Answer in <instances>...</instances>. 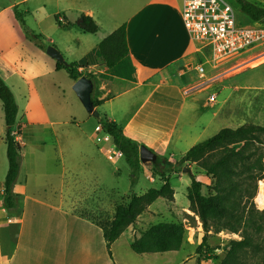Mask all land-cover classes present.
<instances>
[{"label": "rangeland", "instance_id": "1", "mask_svg": "<svg viewBox=\"0 0 264 264\" xmlns=\"http://www.w3.org/2000/svg\"><path fill=\"white\" fill-rule=\"evenodd\" d=\"M225 1L232 6L238 24L248 25L251 22L234 0ZM135 3L136 0H127L125 9L124 0H0V79L11 89L17 104L13 130H16V123H21L23 128L19 133L26 144L20 148L19 154V162L22 161L21 175L29 172L32 174L28 177L31 183L39 181L41 184L34 192L38 202H25L27 220L31 218L30 212L35 210L34 221L30 219L26 227L50 229L46 236L54 240L51 259L55 264H64L66 260L68 264H86L83 258L87 257L88 251L91 254L89 264H220L228 250L229 241L240 240V233L217 232L209 228L206 246L198 250L203 229L199 217L189 209L187 189L193 176L202 183V194L208 195L211 180L194 163H184L181 167L175 164L194 144L212 137L222 128H236L244 124L264 128V57H251L250 53L215 69L203 63L204 77H199L193 68L202 63L209 53L201 43L192 40L193 50H197L185 62H191L194 67H184L185 62L182 60L173 64L169 71L176 74L188 71L186 86L202 91L206 99L213 95L215 102H207L204 107L196 104L180 105L183 108H180L177 121L162 122L166 128H174V140L181 132L177 145L170 147L165 155H158L155 165L140 162L139 169L133 170L123 160L109 136L101 131L98 119L108 116V112L112 111L119 122L124 118L123 109L127 108L130 113L139 108L150 89L135 88L110 103L94 107L99 117H93L73 91L72 80L67 73L64 70H52L51 62L54 59L47 55L46 49H57L68 64L84 60V66L85 60L92 58L93 46L102 39L107 29L101 26L95 34L85 33L75 25L80 16L86 10H92L97 17L105 13L112 19H121L126 14L128 17ZM56 10L60 12L61 23L72 25L60 28L52 15ZM16 14H19V18ZM33 36L39 37L43 48L38 46ZM256 61H262L260 66L252 67L251 64ZM82 75L92 76L95 88L105 79L95 68L85 69ZM165 75L155 76L156 81ZM176 85L164 89L174 104L188 102L190 98H184ZM118 88L125 89L124 86ZM162 91L152 96V101ZM115 94L112 91L105 99ZM57 102L68 108L67 115L60 114L54 107ZM149 105L142 109L141 115H149ZM177 105L173 107L174 114L177 113ZM213 113H217L216 117ZM197 115H203L206 123L193 125ZM5 130L0 105V182L5 177L7 163ZM54 131L56 136L52 135ZM257 145L263 153L264 164V134ZM97 148H102L108 158L98 154ZM185 169H189L190 173ZM75 174L85 182L83 186L75 183ZM165 179L172 188V199L159 198L149 205L135 223L111 243L110 255L99 227L92 225L88 231L82 228L86 224H80L76 218H72L77 212L102 221L110 219L116 206L126 203L132 195H142L149 189L161 188ZM260 182L264 183V179L256 182V193ZM251 184L253 187L254 183ZM255 196L252 202L256 210L264 212L256 204ZM80 199H87L83 203L84 209L74 210L72 201ZM18 204L23 207L22 199L18 200ZM40 207L46 209L42 212L43 216H40ZM78 207L81 208L80 205ZM161 223L176 224L183 228L180 250L145 254L131 251L130 243L135 237ZM4 231L3 261L17 238L14 228H10L9 233H6V229ZM253 232L255 242L259 243L258 248L238 253L237 264H263L264 233L254 235ZM29 235L33 236L31 233L26 234ZM34 236L37 239L40 237L38 232ZM84 236L88 237L87 244Z\"/></svg>", "mask_w": 264, "mask_h": 264}, {"label": "trees", "instance_id": "2", "mask_svg": "<svg viewBox=\"0 0 264 264\" xmlns=\"http://www.w3.org/2000/svg\"><path fill=\"white\" fill-rule=\"evenodd\" d=\"M239 10L251 22L264 23V5L256 0H234ZM19 18V14H16ZM54 21L59 27L71 26V23H61L57 16ZM83 32L95 34L98 26L87 16H80L76 23ZM40 48L38 36H33ZM91 54L98 58L105 66L110 76L129 80L134 68L131 64L126 44L125 26L122 24L111 34L102 39ZM86 61V60H85ZM84 60L79 64L64 65L56 62V70H64L72 81L82 76L78 68L82 67ZM87 61L84 65H86ZM184 67L191 69L194 64L185 62ZM87 68V65L85 66ZM95 85L94 78L86 75ZM91 100L94 107L99 101ZM0 104L5 123V155L7 170L2 184V203L10 217H14L17 208L13 184L19 171L20 146L15 142L13 133L17 116V104L10 88L0 79ZM101 131L107 134L122 156L123 160L133 169L138 170L139 144L126 137L122 128L113 121L99 118ZM264 128L244 124L236 128H222L212 137L203 140L188 149L176 162L177 167L184 163H194L205 176L210 178L209 194H202V183L191 176L187 189L189 209L200 219L203 237L201 247L206 246L209 228L215 231H228L240 233V240H231L228 250L220 264H237L238 253L258 248L253 235L264 233V212L256 210L252 199L256 194V182L264 179L263 153L258 147L260 136ZM160 176H163L160 173ZM254 183L253 187L252 184ZM173 191L168 181L159 189H149L142 195H132L126 203L116 206L112 217L100 220L97 217H87L88 220L99 227L110 255L109 247L127 228L133 225L137 217L142 214L155 200L159 198L172 199ZM98 215V214H97ZM184 230L176 224H157L145 230L139 237L130 243V249L135 254L174 252L181 248ZM264 264V262H263Z\"/></svg>", "mask_w": 264, "mask_h": 264}, {"label": "crops", "instance_id": "3", "mask_svg": "<svg viewBox=\"0 0 264 264\" xmlns=\"http://www.w3.org/2000/svg\"><path fill=\"white\" fill-rule=\"evenodd\" d=\"M182 5L183 0H136L134 10L128 15V17L126 14L121 19H112L109 17V14L105 13L101 15V17H97L92 10H86L84 14L81 15L92 18V20L98 26V31L101 29V26H106L107 32L102 37V39L111 34L119 26L124 24L128 54L131 64L134 68V72L131 74L129 80L110 76L105 71V66L98 58L94 57L93 55L91 60H86L87 68L85 67L86 65L82 67H84L86 70L95 68L97 73L105 76V79L98 83L97 88H95L94 85L93 91L91 93L93 99L99 101V106L108 102L110 103L111 100L118 98L123 94H126L127 91H131L135 88L150 89L149 95L145 97V100L142 102L139 108H136L130 113H128L127 108L123 109L122 116L124 118L120 119L119 122L117 120L118 118H116L112 111L108 112V116L104 115L103 117L118 124L122 128V131L126 137L134 140L139 145L146 146L157 155H165L166 151L170 147L173 148L174 145H177L181 138L180 132L174 140V128H166L162 122L177 121L180 108H183L180 105L196 104L200 107H204L207 104V99L204 97L202 91L197 90L194 87H189L194 89L190 91L188 95H184V90L188 88L186 86L187 80L189 79L186 77V72L188 71L178 74L169 71V68L173 64L182 60L185 62L187 57L197 50H193V42L184 26L181 17ZM124 8L127 9V0H124ZM52 15L53 19L54 16H57L59 20L61 19L60 12H58V10L52 12ZM99 42H97V44ZM96 45L93 46V48L96 47ZM56 62L57 61L55 60L51 62L52 70L60 71L56 70L55 68ZM75 63L79 64L78 62ZM190 71L191 70H189V72ZM164 73L167 75L156 81L155 76H159L160 74ZM175 78H178L177 82H174ZM74 82L75 81H72V85ZM175 83H177V90L184 96V98H190L188 99L189 103L182 102V104L177 105L174 104L173 99L169 97L168 91L164 88L173 87L175 86ZM120 86H124L125 89L118 90L120 89L118 88ZM127 86H129L128 89ZM149 86L150 88H148ZM163 89L165 91H162ZM159 90H161L162 93L159 92L158 97L152 101V96L156 95ZM112 91L116 94L111 98L105 99L106 96ZM150 102H152V105H149ZM148 105L149 108L147 112L149 115H141L142 109ZM174 105L179 106L177 107V113L175 114L173 110ZM54 107L59 110L60 114L67 115L68 108L64 104L57 102ZM216 115L217 113H213V116L216 117ZM198 122L204 124L206 123V118L203 115H197L196 120L193 121V125ZM16 127L18 128V135H20L19 133L22 132L23 129L22 124L16 123ZM52 135L56 136V132H52ZM18 137L20 140H22L21 135ZM23 146L25 147L26 144L21 145L20 148ZM96 151L106 159L108 158L102 148H97ZM21 167L22 161L19 162V171L12 187V191L15 194L17 203V208L15 209L16 216L14 217H10L8 211L3 207V180L0 182V264H55V261L51 259V246L53 245L52 243L54 240L50 236H46V234L50 232V229L46 227H26L29 220L34 219L35 210L30 212L31 218L27 220V213H25V202H38L36 200L37 198H35L37 196L34 195V192L35 188L41 187V184L39 181H35L36 184L31 183L28 177L32 174L29 172H26L22 176ZM6 170L7 163L5 165V173ZM74 180L75 183H79L81 186H83L85 183L78 177L77 174L74 175ZM21 199L23 201V207H20L18 204V200ZM61 199L63 198L61 197ZM85 201H87V199L72 201L74 202V210L77 208L79 210L84 209L85 204L83 203H85ZM78 205H80L81 208H79ZM39 210L40 216H43L42 212H45L46 209L40 207ZM72 218H76L77 222L80 224H86L82 228H86L88 231L90 230L89 228L94 225L84 214L74 212ZM10 228L15 229L17 238L12 250L9 252L7 258L3 261V251L5 247L2 244V236L5 234L4 229L7 230L6 233H9ZM24 232L25 236L27 233H31L33 236L29 235L24 237ZM36 232H38L40 235L39 239L34 236ZM26 239H28L27 242ZM84 239L85 243L87 244L88 237L84 236ZM87 254V257L83 258V263L85 261L86 264H89L91 261V254L89 251ZM56 264H58V262H56ZM64 264H68L67 260Z\"/></svg>", "mask_w": 264, "mask_h": 264}, {"label": "built area", "instance_id": "4", "mask_svg": "<svg viewBox=\"0 0 264 264\" xmlns=\"http://www.w3.org/2000/svg\"><path fill=\"white\" fill-rule=\"evenodd\" d=\"M256 1L264 5V0ZM181 17L190 39L201 43L209 53L193 68L199 77H204L203 63L215 69L250 53L251 57H264V23L238 24L232 6L225 0H183ZM84 70L78 68L80 74ZM193 89H186L184 95ZM207 102L214 103L215 97L210 95ZM13 135L19 146L24 145L16 132Z\"/></svg>", "mask_w": 264, "mask_h": 264}, {"label": "water", "instance_id": "5", "mask_svg": "<svg viewBox=\"0 0 264 264\" xmlns=\"http://www.w3.org/2000/svg\"><path fill=\"white\" fill-rule=\"evenodd\" d=\"M46 53L48 56L53 58L55 61L62 63L64 65H67V63L64 61L62 55L60 52L53 48L48 47L46 49ZM72 89L75 92L76 96L82 103L85 110L91 114L93 117H99V114L97 110L94 108V105L91 100V93L93 91V82L88 77L82 75L79 77L72 85ZM159 159V156L151 151L149 148H147L144 145L139 146V161L141 163L150 162L153 165L157 163ZM188 173H190L189 169H185Z\"/></svg>", "mask_w": 264, "mask_h": 264}, {"label": "bare ground", "instance_id": "6", "mask_svg": "<svg viewBox=\"0 0 264 264\" xmlns=\"http://www.w3.org/2000/svg\"><path fill=\"white\" fill-rule=\"evenodd\" d=\"M261 62L262 61H260V62H258V61L253 62L251 64V66L252 67H257V65H259ZM255 202H256V204L258 205V207L260 209H264V183H262V182H260L259 185H258L257 193H256V196H255Z\"/></svg>", "mask_w": 264, "mask_h": 264}]
</instances>
